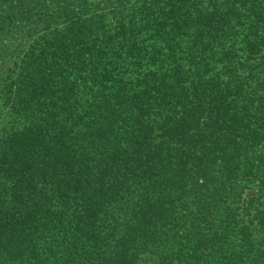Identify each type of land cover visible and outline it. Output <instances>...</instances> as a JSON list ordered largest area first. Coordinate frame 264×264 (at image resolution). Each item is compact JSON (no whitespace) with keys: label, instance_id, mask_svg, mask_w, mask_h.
Instances as JSON below:
<instances>
[{"label":"trees","instance_id":"1","mask_svg":"<svg viewBox=\"0 0 264 264\" xmlns=\"http://www.w3.org/2000/svg\"><path fill=\"white\" fill-rule=\"evenodd\" d=\"M60 2L0 0V86L7 57L27 65L19 131L0 143V264H264V77L248 93L264 64L240 56L264 55V0H143L117 41L83 0ZM115 43L159 71L138 89L109 76L87 100L50 89L62 71L49 64Z\"/></svg>","mask_w":264,"mask_h":264},{"label":"rangeland","instance_id":"2","mask_svg":"<svg viewBox=\"0 0 264 264\" xmlns=\"http://www.w3.org/2000/svg\"><path fill=\"white\" fill-rule=\"evenodd\" d=\"M61 1V0H57ZM64 1L62 0L60 2V6L64 5ZM74 0H70L71 4L69 8L73 11V13H77V9L79 10V4H76L72 6ZM85 3H87L85 7V15L83 16L84 20L91 17V16H104L105 17V24L104 25V31L108 32V37H112L118 40L117 35H114V29L117 26V20L122 21H128L130 19V16L139 13L140 9V3L143 0H83ZM92 4V5H90ZM77 20L75 18L69 17H62L60 23L58 24V29L64 31V29L67 27L69 21ZM239 31H245L246 25H241L237 27ZM47 35V30L44 29L43 35ZM37 36V35H36ZM41 36L38 35V38ZM148 36L144 35L140 38L141 46L144 43V39H146ZM43 38V36H42ZM47 39V37H46ZM15 43H17L15 41ZM43 43V41H41ZM19 44V43H18ZM116 44V43H115ZM21 45V44H20ZM28 45V42L26 43ZM65 45H69L70 43L65 42ZM119 45H109L105 53L101 55L100 58L94 60L95 62L89 63V56L92 55V53L88 50H79L74 49V52L69 53L67 55H76L77 53H82L84 56V60L86 61L85 64L77 66L78 63H82L81 56L78 55L74 59H72L70 64L65 65L63 61L58 62L55 65L49 64V69L52 71L53 69L62 71L59 75L56 76L52 82L49 84L50 89H74V90H80L81 93L79 94V98L82 100H87L90 98L88 92H85L86 89L92 86H98L101 85V87H104L107 85L108 87H111L112 84L109 80V76L111 78L117 77V79H120L123 83L134 86L137 84V89L139 87V81L138 77L141 75V77L149 72H157L159 71V66L157 63L154 62V60H150L148 55H141L142 58H139L137 61V69L136 66L131 65V60L128 57H125L124 52L121 51V49H118ZM240 47V45H237ZM22 47V46H21ZM82 47L86 48L88 45H82ZM83 48V49H84ZM22 49V48H21ZM41 48H38L37 55L41 53ZM242 57V62L244 63H253L254 65L258 63V67L261 66V63L264 64V55L263 57L257 58V60H252V58H249L246 53L240 54ZM24 57L23 52L19 53L16 52L14 56L7 57L4 61V68L6 71H8V79L6 87L3 88L0 86V92L2 91V95H4V98H0V143L1 140L8 134L13 133L16 131H19V129L16 128V122H13V115H10V107L13 105L18 104V100L20 98L21 93H25V90L27 89V65L26 62L24 63ZM36 60H39L40 57H35ZM251 59V60H249ZM249 60V61H247ZM2 60H0V63ZM183 68L187 70L190 67V64L186 61H182ZM230 59H228L226 56L222 57L221 55L218 56L216 62L211 63V67L214 68L213 73H218V76L221 74L223 75L224 79L226 81H229V76H227V68L230 65ZM77 67V68H75ZM82 67V68H80ZM264 67L259 68L256 70V77L252 83H250L248 86V93L252 94L253 92L258 91L260 88V77H264ZM260 73V75H258ZM63 75V76H62ZM106 75V78L103 76ZM102 82V83H101ZM9 83V84H8ZM232 83V82H231ZM95 84V85H94ZM105 84V85H104ZM95 87V89H97ZM60 93V92H59ZM57 94V93H56ZM55 94V95H56ZM60 94L58 96H54V99L58 100ZM1 97V95H0ZM264 117V114H263ZM246 195H254L255 194V188L253 186H250V188L245 189Z\"/></svg>","mask_w":264,"mask_h":264}]
</instances>
